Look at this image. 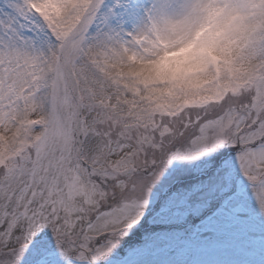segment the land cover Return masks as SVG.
Listing matches in <instances>:
<instances>
[{
    "label": "snow or ice",
    "instance_id": "1",
    "mask_svg": "<svg viewBox=\"0 0 264 264\" xmlns=\"http://www.w3.org/2000/svg\"><path fill=\"white\" fill-rule=\"evenodd\" d=\"M0 264H264V0H0Z\"/></svg>",
    "mask_w": 264,
    "mask_h": 264
}]
</instances>
